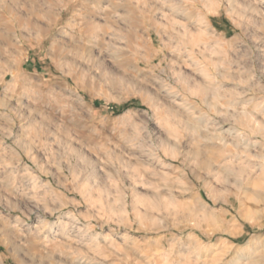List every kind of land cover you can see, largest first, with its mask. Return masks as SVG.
<instances>
[{"label": "clouds", "instance_id": "obj_1", "mask_svg": "<svg viewBox=\"0 0 264 264\" xmlns=\"http://www.w3.org/2000/svg\"><path fill=\"white\" fill-rule=\"evenodd\" d=\"M0 264H264V0H0Z\"/></svg>", "mask_w": 264, "mask_h": 264}]
</instances>
